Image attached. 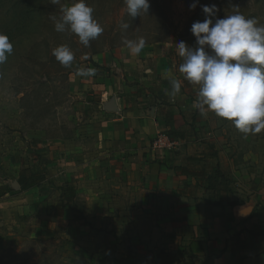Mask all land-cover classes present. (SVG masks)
Wrapping results in <instances>:
<instances>
[{
  "label": "rangeland",
  "instance_id": "obj_1",
  "mask_svg": "<svg viewBox=\"0 0 264 264\" xmlns=\"http://www.w3.org/2000/svg\"><path fill=\"white\" fill-rule=\"evenodd\" d=\"M71 2L0 0V32L13 43V53L0 65V264H155L148 252L137 253L132 242L136 232L119 226L118 215L81 216L76 203L62 200V187H76L70 179L74 153L70 140L75 129L85 124L88 111L79 93L71 90V83L76 85L82 77L76 70L107 68L98 63L106 52L126 49L124 38L142 36L144 49L159 50L175 63L186 85H192L178 71L182 58L176 43L195 46L190 28L205 18L200 5L216 4L220 18L238 11L264 25V0H199L194 10H189L193 0H150L148 14L136 18L127 15L124 0H86L104 28L88 47L70 30H54L53 17L59 19L61 6ZM122 21L129 23L127 30L120 28ZM61 44L74 53L71 67L62 66L52 55ZM117 55L112 62H117ZM97 71L105 74L103 69ZM195 87L188 90L194 101ZM154 95L163 97L159 92ZM206 119L217 133L221 163H264V130L245 137L231 121L214 113ZM36 163H43L46 178L24 191L17 185L18 173ZM60 163L68 168L66 174H61ZM89 187L88 192L96 194L114 189L102 182Z\"/></svg>",
  "mask_w": 264,
  "mask_h": 264
},
{
  "label": "crops",
  "instance_id": "obj_2",
  "mask_svg": "<svg viewBox=\"0 0 264 264\" xmlns=\"http://www.w3.org/2000/svg\"><path fill=\"white\" fill-rule=\"evenodd\" d=\"M98 63L105 74L71 83L88 108L70 140L71 203L80 215H118L119 226L136 232L137 253L148 252L155 264L165 262L160 251L177 255L172 264H264V163H221L217 133L188 96L196 87L159 50H114ZM169 70L182 85L174 102ZM170 130L182 136L156 154L151 141ZM100 182L113 193L88 192Z\"/></svg>",
  "mask_w": 264,
  "mask_h": 264
},
{
  "label": "clouds",
  "instance_id": "obj_3",
  "mask_svg": "<svg viewBox=\"0 0 264 264\" xmlns=\"http://www.w3.org/2000/svg\"><path fill=\"white\" fill-rule=\"evenodd\" d=\"M52 2L59 4L60 0ZM124 4L131 18L147 15L150 9V0H124ZM198 4L199 0H193L189 10H194ZM200 7L205 18L194 22L190 28L195 46H189L185 41L176 43L182 58L179 73L184 80L198 86L193 106L202 117L211 112L231 121L245 137L259 134L264 130V25L238 11L220 18L216 4ZM93 12L86 0H72L61 6L59 19L53 17L54 30L58 33L70 30L83 46L88 47L90 41L104 31ZM120 28L127 30L129 23L122 21ZM122 43L131 56H138L145 48L146 40L142 36L124 38ZM12 53L13 43L0 32V65L5 64ZM52 55L64 67H71L75 59L67 44L53 48ZM96 71L93 67L78 68L76 75L92 77ZM167 78L171 84L167 94L174 102L181 94V81L174 78L171 70Z\"/></svg>",
  "mask_w": 264,
  "mask_h": 264
},
{
  "label": "trees",
  "instance_id": "obj_4",
  "mask_svg": "<svg viewBox=\"0 0 264 264\" xmlns=\"http://www.w3.org/2000/svg\"><path fill=\"white\" fill-rule=\"evenodd\" d=\"M167 133L174 138L182 136V134L178 130H170V132ZM45 178L46 171L43 163H36L30 166H23L18 173L17 185L25 191L35 186H38L45 180ZM61 190L62 200L65 202H70L75 194V188L73 186H64L61 188ZM176 256L177 255L175 254L165 253L163 251H160L157 255L160 261L163 259L165 260L163 264H172L175 261ZM235 264L239 263L236 262Z\"/></svg>",
  "mask_w": 264,
  "mask_h": 264
},
{
  "label": "built area",
  "instance_id": "obj_5",
  "mask_svg": "<svg viewBox=\"0 0 264 264\" xmlns=\"http://www.w3.org/2000/svg\"><path fill=\"white\" fill-rule=\"evenodd\" d=\"M176 143V138L170 136L167 132H161L153 138L150 147L156 154L161 155L164 151L172 150Z\"/></svg>",
  "mask_w": 264,
  "mask_h": 264
}]
</instances>
